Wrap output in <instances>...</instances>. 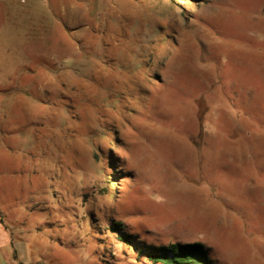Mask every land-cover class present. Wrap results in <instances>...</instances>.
Here are the masks:
<instances>
[{
    "label": "rangeland",
    "instance_id": "374dc122",
    "mask_svg": "<svg viewBox=\"0 0 264 264\" xmlns=\"http://www.w3.org/2000/svg\"><path fill=\"white\" fill-rule=\"evenodd\" d=\"M0 35L25 264H264V0H0Z\"/></svg>",
    "mask_w": 264,
    "mask_h": 264
},
{
    "label": "crops",
    "instance_id": "0c3cea01",
    "mask_svg": "<svg viewBox=\"0 0 264 264\" xmlns=\"http://www.w3.org/2000/svg\"><path fill=\"white\" fill-rule=\"evenodd\" d=\"M1 40L5 41L6 37L4 35H0V41ZM42 40H43V44H45L46 42L52 39H50L47 35H44V37H42ZM11 70L12 68L10 65L8 68L4 67V72L0 73V80H1V77L3 78L4 81H6V78L10 80L12 76ZM1 82L3 81L1 80ZM10 85L11 83L9 84V86ZM17 103L22 104V98H20L17 101ZM24 110L25 112H27L26 114L29 113V106L26 100H25ZM0 114H1L0 115V135L2 136L6 133L5 128L7 124L9 123L11 116L13 115L12 114L8 115L7 113H0ZM11 157L12 155H11V150L9 149V145L6 143L0 142V177H2L5 174V171L8 169L9 166H12ZM1 207L2 206L0 205V264H14L13 263L15 261L14 258H16L19 264H25L22 260L23 258L22 253L20 252L22 251V249L18 247L19 244L17 246L15 245L13 241V234L4 220V216H3L4 214L1 210Z\"/></svg>",
    "mask_w": 264,
    "mask_h": 264
},
{
    "label": "trees",
    "instance_id": "16d2710c",
    "mask_svg": "<svg viewBox=\"0 0 264 264\" xmlns=\"http://www.w3.org/2000/svg\"><path fill=\"white\" fill-rule=\"evenodd\" d=\"M157 261H163L164 264H212L204 245L199 243L172 244L164 249Z\"/></svg>",
    "mask_w": 264,
    "mask_h": 264
}]
</instances>
